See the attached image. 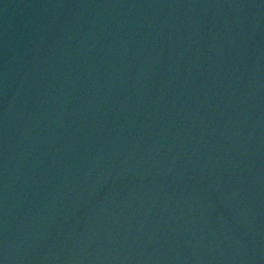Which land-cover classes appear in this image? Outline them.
<instances>
[{"label":"water","instance_id":"obj_1","mask_svg":"<svg viewBox=\"0 0 264 264\" xmlns=\"http://www.w3.org/2000/svg\"><path fill=\"white\" fill-rule=\"evenodd\" d=\"M0 264H264V0H0Z\"/></svg>","mask_w":264,"mask_h":264}]
</instances>
